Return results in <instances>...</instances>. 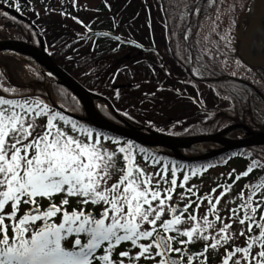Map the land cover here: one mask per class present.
I'll use <instances>...</instances> for the list:
<instances>
[{"label":"snow or ice","instance_id":"1","mask_svg":"<svg viewBox=\"0 0 264 264\" xmlns=\"http://www.w3.org/2000/svg\"><path fill=\"white\" fill-rule=\"evenodd\" d=\"M221 39L231 43L227 36ZM0 91L17 93L19 89L6 87L0 76ZM39 118H46V124L37 131ZM133 151L131 143L109 151L100 133L54 111L43 99L0 95V264H140L141 260L208 264L206 253L218 254L237 238L231 231L235 223L241 225L238 235L245 238V244L233 245L231 250L225 247L221 264H264V180L245 185L248 194L239 193L240 202L228 209L229 222L225 223L218 205L231 185L220 186L223 190L215 199L209 194L184 207L173 206L174 194L181 200L195 195V186L183 194L177 193V187L185 188L190 176L201 170L191 169L178 185L182 165L169 166L145 155L153 166L160 165L156 173H148L135 163ZM253 169H264V162L254 159L236 181ZM115 174L119 179L109 183ZM61 194L57 205L53 197ZM37 198L48 199V207L42 209ZM69 198H78L80 205H103L102 211L99 216L83 207L69 212L65 207ZM203 200L207 201L203 215L198 217L196 208L189 211L192 203L199 207ZM21 205L30 207L20 214ZM8 206L10 212L5 211ZM166 211L171 218L162 219ZM57 215L60 223L54 220ZM197 241L205 242L199 253L186 247ZM122 243L139 251L117 253Z\"/></svg>","mask_w":264,"mask_h":264},{"label":"rangeland","instance_id":"2","mask_svg":"<svg viewBox=\"0 0 264 264\" xmlns=\"http://www.w3.org/2000/svg\"><path fill=\"white\" fill-rule=\"evenodd\" d=\"M29 1L30 0H28V2ZM100 1L101 0H81L79 2V9H77L75 13L82 19L83 24L74 22L70 24V28L76 33H78V29L81 34L87 37L88 30L85 25L87 21L88 26H97L94 29L108 27V29L116 33V35L126 40L135 41L148 49H140L109 38H84L85 40L79 38V42H82L80 45L75 38L71 37L68 40L67 37L63 38V35L58 33L57 38L61 40H59L61 44L59 52H63L64 54L63 56L59 55V52L55 50L53 45L54 42H52L53 44H49V48L53 50V58L55 61L79 80L86 88L111 100L118 112L117 118H119V120H125L136 126H143L175 136H179L177 134L193 136L215 132V112H217L218 109H222L224 106L230 105L227 97L219 94V91H215L212 85H197V82H184L179 68L167 57L165 53L166 50L163 51L164 54L162 52L149 51V49L154 47L161 49L164 46L163 43H166L168 22L165 18L166 15H164L166 12L163 11V4H167V8L164 7L167 10L168 2L165 1L164 3V0H115L114 7L112 5L107 9L105 5H102L95 8L96 4L94 3L99 5ZM117 1H119V4H116ZM191 1L192 0H187V4ZM233 1L236 4V7L234 5V11L233 7L228 5V2L233 3ZM233 1L220 0L222 5H217V9L215 8V3L212 1L209 3L200 19L204 31L211 32L213 26H215L213 25V21L215 20L228 22L238 21L245 4L244 0ZM253 1L254 0L249 4V10H247V12L252 13ZM34 5L37 7L42 6L38 4L37 1ZM70 7H73L72 3H70ZM176 7L182 10L186 8V0H176V5L173 8L176 9ZM33 10V12L28 13V16L34 19L41 27L45 26V15L54 16L53 12H48L43 8H33ZM102 11L106 12L103 13ZM37 15H39L38 20L36 19ZM217 17H219V19H217ZM68 19L72 20V18ZM42 20L44 22L43 25L40 23ZM55 20L60 21L61 19ZM16 21L15 17H9L0 12V38H14L15 35H18L15 31V29H17ZM243 21L246 25L250 21V15L246 14ZM60 22L64 25V22ZM173 24L178 25V23ZM50 30H53V33H50L51 37L55 38L56 29L50 28ZM80 30L83 31L81 32ZM235 31H239L237 23L236 29H234L233 32L236 33ZM27 32L28 34L30 32L34 34V31H31L29 26ZM65 35L67 36L68 32H65ZM0 55L2 54L0 53ZM258 55L264 57V50H261ZM167 60L170 62H167ZM24 66H26V64H24ZM195 69L196 72L199 73L196 67ZM230 71L239 73L236 68ZM5 86L13 87L12 83L6 81V79ZM179 90H181L180 93ZM5 94L9 95L10 93ZM58 95L64 104L69 100V93L63 88L59 91ZM98 105V109L101 108V110L107 114V117H112L110 115L111 111L105 102L99 101ZM105 106H107V108ZM37 124L39 126L37 131H39L46 124V118H39ZM238 130L239 129L234 130L229 135V138L241 139V136H244L245 133ZM216 132H218V130ZM101 140L103 146L109 151H118L120 147H126L127 143H131L130 141H125L122 144L120 143V145L115 142L112 143L103 140L102 138ZM132 143L134 142L132 141ZM261 146L262 147L259 146L258 149L247 148L246 152L250 153V156H253L251 160L246 161L244 158L237 157L230 160L226 165H218V160H215V165L213 167H207L205 168L206 170L198 168L201 170L200 174L194 177L190 176V180L185 188L177 187V193L183 194L186 188L195 186L193 187L195 195L185 196V199L181 200L179 195L174 194L171 201L172 205H185L189 203V201H197V198L202 199L209 194L215 199L223 190L220 186L231 185V191L221 199V203L218 205L220 215L224 218V222L228 223V209L236 207V204L240 202L239 193L243 190L245 195L248 194L245 185L264 180V169H262L260 171L253 170L248 176L241 177V179L236 181L237 174L245 172L254 159L264 162V145ZM199 148L212 152L220 149L221 145L217 143H204L199 145ZM136 149L138 148L136 147ZM183 152H185V150H183ZM185 154L191 157H199L202 156L204 152L201 150L187 149ZM133 155L135 156V163L144 168L146 172L154 174L159 170L160 165L153 166V164L144 159V156H140L141 158H139V154L134 151ZM148 156L152 155L149 154ZM219 156L213 158L217 159ZM160 159L162 163L165 162L164 159ZM230 173L231 175H229ZM185 174L190 175V171L188 170ZM183 175L181 171L177 172L178 185L182 182ZM169 178H171V172H169ZM118 179L119 174H115L109 183H114ZM233 181H236L235 184H233ZM213 189H216V191L213 192ZM62 198L63 194L57 195L53 197V202L59 205ZM37 199L42 209L47 208L46 206L49 205L48 199ZM194 206L197 207V204L193 203V207ZM28 207L30 206L21 205L20 214H23ZM65 207L69 212L81 207H83L85 212H98L100 209L102 210L103 205H93L91 203L88 205H80L78 198H69V204ZM5 211L10 212L11 207L8 206ZM206 211L207 201L203 200L202 203H199V207H197V216L203 215ZM171 215L170 211H166L162 219H169ZM183 218L184 217H182V219ZM210 219H212L211 216ZM54 220L56 223H60V215L54 217ZM39 224L40 222L38 221L37 226H39ZM145 227L148 226L145 225ZM181 227L186 228L190 227V225H182ZM244 228L246 229V225ZM231 231L237 235V233L241 231V225H239V223L233 224ZM144 242L147 243V241ZM204 244V241H197L187 245V247H200ZM243 244H245V238L237 235V238L225 247L231 250L233 245L243 246ZM174 247L183 246L177 244ZM225 247H221L218 250V254L214 250H210L206 253L209 257L208 264H217L224 255ZM125 250L139 251V249H130L128 244L122 243L117 247L116 252L118 253ZM215 254H217L216 258ZM173 255L177 256V254ZM140 264H149V262L141 260ZM201 264H203L202 260Z\"/></svg>","mask_w":264,"mask_h":264},{"label":"trees","instance_id":"3","mask_svg":"<svg viewBox=\"0 0 264 264\" xmlns=\"http://www.w3.org/2000/svg\"><path fill=\"white\" fill-rule=\"evenodd\" d=\"M165 1L168 2L167 10L164 8H167ZM211 1L192 0L187 4L186 0V8H183V10L179 7L173 8L176 5V0L163 1L165 3L163 4V11L166 12L164 15H166L167 22L170 23L167 25V36L181 38V42L177 40V43L172 44L173 52L169 51L168 57L183 70L181 74L184 81L187 83L197 82L198 84L212 85L215 91L217 90L220 92L219 94L227 97L230 105L224 106L215 112V132L235 123H244L256 131L264 132V68L249 66L244 62L240 54V26L242 18L249 13L247 10H249V4L252 0H244L245 5L237 22L215 20L213 30L206 32L202 28L200 19ZM217 5H222L220 0H215L216 9L218 8ZM228 5L232 6L234 11V5L236 7L234 1L233 3L228 2ZM197 8L200 9L199 12H196ZM173 23H178V25ZM236 23L239 31L234 33L233 30L236 29ZM224 36L229 37L231 40L230 44H225V41L221 39ZM185 46L186 48H184ZM225 52L227 53L226 56ZM1 54L0 76L12 83L13 87L19 89V91L9 95L0 91V95L13 99H21L25 96L43 99L54 111L61 112L78 124L90 127L94 132L100 133L101 136L105 135V137L109 138L108 140L117 144L127 141L115 134L97 129L88 122L79 119L78 117L85 115V110L80 100L64 86L54 81L53 76L42 69L41 66L29 59H23L20 55L13 52H3ZM167 62L170 61L167 60ZM195 67L199 70V73L196 72ZM234 68L239 73L230 71ZM62 88L69 93V100L66 101V104L61 101L62 99L58 95ZM105 107L107 108V106ZM99 109L103 112L101 108ZM238 131L246 132L244 129H239ZM131 144L134 146V152L139 154V158H141L140 156L145 157V155L153 153L145 146L132 142ZM141 148L145 150L144 153L140 152ZM258 148L259 146L249 149ZM246 150L247 148L234 150L219 156L217 159L213 158L200 162L177 161V164L182 165L183 169L186 168L190 171V169L208 167L209 165L213 167L215 160H218V165H224L232 157L238 155H241V158L246 161L253 159V156H250V153H247ZM255 170L260 171L262 169Z\"/></svg>","mask_w":264,"mask_h":264},{"label":"water","instance_id":"4","mask_svg":"<svg viewBox=\"0 0 264 264\" xmlns=\"http://www.w3.org/2000/svg\"><path fill=\"white\" fill-rule=\"evenodd\" d=\"M254 4L257 5L254 16L250 13V21L247 23L246 29L244 30L243 24L240 28V54L244 62L249 66L253 68H264V57L259 55L252 56L248 50L249 40L252 35L260 28L263 29L264 33V0H254ZM94 35L109 36L120 42L144 48V46L134 41L125 40L119 35L109 31L95 32ZM2 51L18 52L49 71L54 76L57 83L68 88L79 98L86 111V118L84 119L95 127L131 139L147 147H163L170 149L178 159L190 162L200 161L217 157L232 150L264 145V132L256 131L244 123H235L214 133L197 134L193 136H174L143 126H136L125 120H121L123 123L115 122L104 116L96 105L98 100L106 102L117 116L118 112L111 100L86 88L53 59L47 48L39 47L33 44L32 41L7 39L0 40V52ZM236 129H244L248 136L242 139L229 138V134ZM204 143H217L221 145V148L212 152L200 149L199 145ZM181 149L201 150L204 154L199 157H188L181 152ZM179 206L184 207L183 205ZM101 211L102 210L97 213L89 211L88 213L99 216ZM203 248L204 246L199 249L191 250L195 253H199Z\"/></svg>","mask_w":264,"mask_h":264},{"label":"flooded vegetation","instance_id":"5","mask_svg":"<svg viewBox=\"0 0 264 264\" xmlns=\"http://www.w3.org/2000/svg\"><path fill=\"white\" fill-rule=\"evenodd\" d=\"M36 1L38 2V4H40L42 6H38L37 7L36 5H34V3ZM80 1L81 0H30L28 2V0H0V12H2L4 14L7 13L6 16L15 17L16 18V20H17L16 21L17 29H15V31L18 34V35H15L14 38H5L4 37V38H0V40L9 39V40L32 41L37 46L46 47L48 49L49 53L52 56H54L53 55V50L49 48V44L54 42V44L53 43L52 44L54 45L55 50L58 51V52H59V49L61 47V44L59 42L60 39L57 38V34L58 33L62 34L63 38L67 37L68 40H69L71 37H73L78 42H79L80 39L81 40H85L84 38H86V39H89V38H91V39H94V38L95 39L109 38V39H112V40H116V39H114L112 37H109V36L94 35L95 32H99V31H109V32H111V31L108 29V27H105V28H102V29H94L97 26L96 27H90V26L87 25V21L85 23L86 29L88 30V36L87 37H85L84 34H81L78 29H77L78 33H76L73 29L70 28V24H72L74 22H77L79 24H83L82 19L78 15H76V13H75L76 10L79 9V2ZM114 1L115 0H110V1L109 0H101L99 5H97V3H94V4H96L95 8L100 7L102 5L103 6L105 5V8H107V9H108L109 6H112V5L114 7ZM70 3H72L73 7H70ZM17 4H19V10L17 9V6H16ZM116 4H119V1H117ZM33 8H36V9L43 8L44 10H46L48 12H53L54 16L53 15H48V14L45 15V26L41 27L40 25H38V23L34 19H32V18H30L28 16V13H31V12L34 11ZM117 8H118V5H117ZM102 10H105V9H102ZM102 12L104 13L106 11H102ZM38 18H39V15L36 16L37 20H38ZM68 18H72V20L68 19ZM55 19H61L60 21L64 22V25L61 24V22L59 20H55ZM40 23H41V25H43L44 24L43 20ZM169 24L170 23H168V25ZM28 26L30 27L31 31H34L33 32L34 34H32V32H30L28 34V32H27ZM87 27H89V28H87ZM50 28L51 29L52 28L56 29L55 30V38L51 37L50 33L52 34L53 30H50ZM80 31L82 32L83 30H80ZM65 32H68L67 36L65 35ZM111 33H114V32H111ZM114 34H116V33H114ZM177 40L179 42H181V38H177V37L176 38H171V37L167 36L166 37V43H163L164 44L163 48L160 49V48L154 47V48L149 49V51L158 52V53L162 52L164 54L163 51L166 50L165 53H166V55L168 57L169 56L168 52L169 51L173 52L172 44L173 43H177ZM80 43H82V42L80 41L79 44ZM184 48H186V46ZM16 54L22 56L24 59H27L24 55H21L19 53H16ZM63 54H64L63 52H59L60 56L61 55L63 56ZM175 65L178 67L177 64H175ZM179 70H180V72L183 71L181 68H179ZM197 85H199V84L197 83ZM199 88H200V86H199ZM180 92H181V90H179V93ZM109 110L111 111L110 115L112 116L110 119L121 123V121H119L116 118V116L113 114V112H112L110 107H109ZM105 115H107V114H105ZM177 135H179V136H187V134H177ZM246 136H247V134H245L244 136H241V137L244 138ZM150 150L152 152L158 154L161 157L169 158V159H172L173 161H178V159H176L175 156L173 155V153L170 150H168V149L153 148V149H150ZM184 153H186V150H185ZM190 202L191 201H189V203ZM189 203H187V204H189ZM187 204H185V205H187ZM192 208H197V207L196 206L193 207V203H192L191 204V208H189V211H191ZM185 215H187V214L185 213ZM246 227H247V225H246ZM254 231H255V229H254ZM238 234H239V232L237 233V235ZM175 245H177V244H174L173 246H175ZM187 248H198V246H191V247H187ZM174 254H177V253H174ZM177 255L180 256V254H177ZM216 255L217 254H215V258H216ZM217 264H221V260H219L217 262Z\"/></svg>","mask_w":264,"mask_h":264},{"label":"bare ground","instance_id":"6","mask_svg":"<svg viewBox=\"0 0 264 264\" xmlns=\"http://www.w3.org/2000/svg\"><path fill=\"white\" fill-rule=\"evenodd\" d=\"M256 9H257V5L253 4L252 14H251L252 16H254ZM248 50L252 56L258 55V53L261 50H264V33L262 28L258 29L250 38L248 44Z\"/></svg>","mask_w":264,"mask_h":264}]
</instances>
